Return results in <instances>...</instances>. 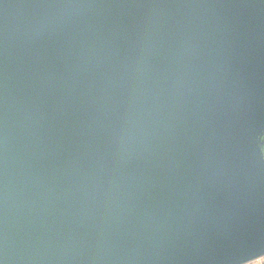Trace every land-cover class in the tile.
Returning <instances> with one entry per match:
<instances>
[{"label": "water", "instance_id": "95a60500", "mask_svg": "<svg viewBox=\"0 0 264 264\" xmlns=\"http://www.w3.org/2000/svg\"><path fill=\"white\" fill-rule=\"evenodd\" d=\"M264 257V0H0V264Z\"/></svg>", "mask_w": 264, "mask_h": 264}, {"label": "rangeland", "instance_id": "374dc122", "mask_svg": "<svg viewBox=\"0 0 264 264\" xmlns=\"http://www.w3.org/2000/svg\"><path fill=\"white\" fill-rule=\"evenodd\" d=\"M248 264H264V257L263 258H260L258 260H255L253 262H250Z\"/></svg>", "mask_w": 264, "mask_h": 264}]
</instances>
